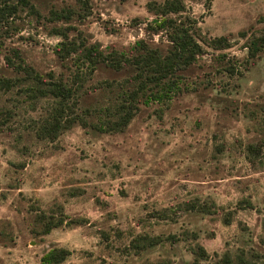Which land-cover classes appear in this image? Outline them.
Returning <instances> with one entry per match:
<instances>
[{"label":"rangeland","instance_id":"obj_1","mask_svg":"<svg viewBox=\"0 0 264 264\" xmlns=\"http://www.w3.org/2000/svg\"><path fill=\"white\" fill-rule=\"evenodd\" d=\"M29 1L37 14L19 6L0 19V77L14 82L0 88V264H40L51 247L70 251L60 264H193L197 245L206 253L199 264L225 251L264 264V51L247 58L238 35L264 29V0H211L208 11L204 0H186L202 32L227 35L231 46L205 47L182 72L181 90L166 104L140 105L123 130L95 129V110L54 141L36 132L51 103L29 99L23 89L32 81L5 57L16 49L45 79L70 82L72 60L53 51L62 39L56 27L103 51L167 41L146 30L150 0H86V10L79 0ZM61 8L82 17L49 18ZM125 76L98 65L80 88L77 112L111 99L115 88L105 81ZM195 197L217 211L180 209ZM60 210L81 223L39 234V214ZM143 234L164 240L134 253L129 243Z\"/></svg>","mask_w":264,"mask_h":264},{"label":"trees","instance_id":"obj_2","mask_svg":"<svg viewBox=\"0 0 264 264\" xmlns=\"http://www.w3.org/2000/svg\"><path fill=\"white\" fill-rule=\"evenodd\" d=\"M83 10L88 4L86 0H79ZM211 0H204L203 6L208 11ZM27 7L37 14L29 0H0V19L15 13L18 8ZM147 10L153 18L146 23V30L154 34L164 36L167 46L150 45L144 39H138L127 51L110 49L103 51L97 43H89L84 38L77 36L75 39L68 37V28L56 27L55 34L62 39L53 47L57 58L62 62L72 60L70 82L55 79L48 74L47 79L26 64L18 51H12L13 58L5 57L6 63L17 71H21L32 82L23 90L34 102L48 100L51 103L48 113L43 118L36 132L40 139L54 141L58 134L71 127L74 123L86 125L85 116L98 110L102 120L93 124L95 129L104 131L123 130L140 105L151 103L166 104L180 90L182 86V72L188 69L199 56L205 53V47L214 50H222L231 46V40L227 35L207 36L199 25V18L189 11L186 0H150L146 4ZM74 14H81L72 8L53 9L49 11L52 20L70 19ZM86 16L87 14H82ZM238 35L245 39L244 48L247 58L257 56L264 51V29L239 31ZM104 65L116 72H125L126 76L118 81H105L104 85L112 91V98L95 106L83 108L77 112L80 104V88L86 78L93 73L98 65ZM230 71V69H227ZM14 82L9 78L0 77V88L9 89ZM247 207L250 202L246 201ZM183 211L195 212L202 215H210L217 211L214 201H202L198 197L180 203ZM158 213V212H157ZM37 220L41 221V229L37 231L41 235L50 233L54 228L62 225L70 226L73 223H81L68 218L62 210L52 213H40ZM230 212L225 213L223 221L230 223ZM264 226V218H263ZM194 238L196 236L194 235ZM173 239V237H172ZM164 239L159 236H147L146 234L135 236L129 243V248L134 253H139L148 247L161 243ZM193 264H199L198 260L206 255L202 246L197 245ZM70 251L63 247H51L40 256V264H60ZM211 264H254L244 256L237 255L232 258L225 251Z\"/></svg>","mask_w":264,"mask_h":264}]
</instances>
